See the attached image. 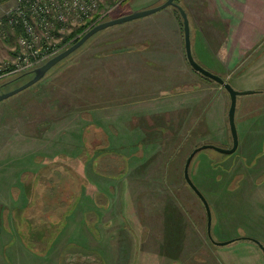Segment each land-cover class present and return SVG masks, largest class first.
<instances>
[{
	"label": "rangeland",
	"instance_id": "obj_1",
	"mask_svg": "<svg viewBox=\"0 0 264 264\" xmlns=\"http://www.w3.org/2000/svg\"><path fill=\"white\" fill-rule=\"evenodd\" d=\"M97 1L103 11H110L108 17L121 18L157 8L167 0ZM13 3L14 0H6L0 4V18ZM187 14L190 20L191 14ZM190 28L192 52L198 62L196 28L191 21ZM90 30L80 32L79 38ZM68 34L66 31L65 35ZM16 45L17 38L12 31H0V72L14 62ZM161 63H165V75L162 70L160 75L155 73ZM203 64L204 68L214 67L211 61ZM31 75L15 81L16 76L5 71L0 76V84L12 83L2 88L0 95L26 84ZM198 75L186 59L182 17L170 6L95 34L37 84L0 102V264L11 263L9 253L20 259L13 258L11 264H55V253L47 251L52 243L64 247L65 252L88 250L89 239L77 232L83 221L89 228L90 214H85L89 206L83 205L81 199H91L96 203H90L91 206L107 210L105 213L115 218L112 225L117 228L95 245L98 251L88 250L93 256L79 259L76 256L73 264H100L97 256L103 250L108 264L111 261L114 264H170L166 260L170 252L163 244L167 239L163 234L166 222L163 218L170 208V217H176L175 211H181V220L185 221L184 234L191 252L187 253V261L182 259L186 261L183 264L196 262L191 255L198 258L196 264H264V251L250 240L264 246V212L256 210L252 195L257 188L248 182L255 179L264 182V173L260 172L264 163L254 170V157L245 155L251 150L264 155V91L238 97V150L231 155L202 150L190 166L193 182L197 187L198 183L203 186L200 187L203 191L198 188L211 207L214 241L235 240L227 246H217L208 237L206 209L187 184L184 169L190 154L202 145L232 147L228 121L230 96L211 80L207 81L219 88L198 93ZM245 81L244 86L256 87L252 79ZM147 83L156 87L169 85L163 86L165 91L168 87L171 90L170 99L165 101L171 116H145L148 108L154 115L148 101L151 90ZM132 85L137 91H127ZM220 94L227 99L224 111L218 100ZM98 110L103 115H97ZM137 111L138 123L134 124L131 115ZM95 119L105 121L99 124ZM126 120L128 123L122 124ZM153 123L155 128L163 126L165 139L143 140L136 150L141 162L146 163L149 158L153 163L150 170L135 171L136 162L127 157L129 165L124 168L125 158L120 156L119 149L122 142L116 136L128 127L145 129ZM123 143H131L128 146L133 148L136 141L129 139ZM97 157L99 163L94 162ZM222 176L227 183L218 181ZM211 186L215 187L216 195L211 193ZM39 189L36 206L33 197ZM26 217L37 227L29 242L27 235L19 233L28 231ZM137 220L140 225H147L143 234L130 228L132 222L137 225ZM3 231L9 245L14 241L13 246L5 247ZM141 242L153 245L156 263L153 259L144 260L146 250H136ZM24 243L28 250L25 262L21 258ZM18 245L21 247H15ZM116 247L120 249L117 252ZM171 254L175 257V261L171 257L172 263L182 264L178 260L181 254Z\"/></svg>",
	"mask_w": 264,
	"mask_h": 264
},
{
	"label": "crops",
	"instance_id": "obj_2",
	"mask_svg": "<svg viewBox=\"0 0 264 264\" xmlns=\"http://www.w3.org/2000/svg\"><path fill=\"white\" fill-rule=\"evenodd\" d=\"M178 4L182 6L186 12H189L191 14L190 21L191 23L193 22V26L196 28L195 45L198 46V48H196V51L198 52V63L202 65V67H205L203 64L204 61L206 63L211 61L214 67L205 68V69H208V71L212 72L213 74L220 76L227 83H230L238 91L254 90L253 91L254 93L258 91L259 92L264 91V0H178ZM174 12H172L171 15L174 16V18H177ZM175 22L177 23V19L175 20ZM208 56L211 57L210 60ZM165 69H166L165 63H161V66L155 69L157 70L155 73L160 75L162 70L163 74L165 75L166 74V72H164ZM201 76L198 75V86L200 87L198 93H202L203 91L209 89L217 90V88H219L209 83L208 81L210 80L206 79V77L204 76L201 77ZM249 78L254 81L256 87L249 88L247 86H244L242 82L245 81L246 79L249 80ZM247 80L245 82H247ZM163 85H166V83ZM163 85L156 87L153 83H147V88L151 90V96L148 101H150V107H153L152 114L154 115H151V109L148 108V111L147 113H145L146 114L145 116L155 117L156 115H160V114H165L164 116H171L169 104L165 102L170 99L171 90L170 87H168L166 89L168 91H165V87L169 85H166L165 87ZM174 86L175 87L177 86L176 88L178 89V85H174ZM127 91L135 92L137 91V87L135 85H132L131 89L128 88ZM174 96L179 98V95L177 96L174 95ZM218 100L221 103L222 108L221 107L220 108L224 111L225 108L224 106L226 105L227 99L225 98L224 95L220 94ZM240 103L243 104L242 101H240ZM98 111L99 113L97 115H101V113L103 115L102 110L101 111L98 110ZM138 114L139 113L137 111L134 112L133 116L131 115V117H134V120L132 121L134 124L138 123L137 119H135V117H138ZM104 121L105 119L104 120L95 119V122L97 123L99 122V124L103 123ZM127 123L128 120H126L122 124L126 125ZM153 126L154 123L153 125L146 126L145 129L139 128V126L138 127L132 126L130 128L128 127L126 130L121 132V135L118 134L116 136L118 139L120 138L122 142L121 144L122 146L119 149H121L120 156L125 158V161L122 162L124 163V168L126 167V165H129L128 163L129 161L128 160L126 161V157H127L129 160H133L134 162H136L135 163L136 165L134 166L135 171L140 170V172H142V170H146V171L150 170L149 168L152 166L151 164L153 163H150L149 158L148 161L147 159L144 161L146 163L141 162V158L136 157L138 153V151L136 150L138 148V143L143 142V140L148 141L149 139H154V140L158 139L159 142L165 139L162 136L164 135L163 126H158L156 128ZM262 136L264 138V134H262ZM129 139L136 141V143L133 144L134 145L133 148L128 146L131 145L132 142L127 144L123 143V140H129ZM152 144L153 146L156 145L154 143ZM159 148L161 150H164L160 146ZM259 152L260 151L252 153V150L249 152H245L246 156L254 157L253 159L256 163L255 165H253L254 170L259 169V167L264 163V155L260 156ZM72 155H74L73 152ZM36 157L37 156H35L34 158L36 159ZM94 162H96V160ZM36 163L40 164L38 161H36ZM260 170H261L260 171L261 174L264 173L263 165L262 168H260ZM219 180L221 181V184H224V182L227 183V180L223 179V176L221 179L218 177V181ZM248 182L253 187L257 188L255 195L252 196L254 197L257 205V207H255L256 210L260 213H263L264 212V182H262V180L260 182H257L256 179L250 180ZM198 187L200 188L203 186H201V184L198 183ZM211 193L216 195L217 191L215 190V187H213ZM39 196H40V189L38 193H36L35 199L38 200ZM81 202H83V205L86 204L89 206L87 208L88 209L87 212L85 213V214H90L89 228L87 226L88 224L85 223V221H83L77 232L83 234L84 237L89 239L88 250L98 251L96 250L95 245L103 242L105 240L104 237H107L110 234H112L111 230L116 226V225L115 226L112 225L113 220H115V218L113 219L111 215L105 213L107 212V210L99 208L97 205L95 207L91 206L90 203H93L91 199L89 201H83L81 199ZM95 204L96 203H93V205ZM180 204L181 203H178L179 207ZM172 209L180 210V208L179 209L172 208ZM170 210L171 208L167 212L169 214L165 213V216L163 218L166 221L163 227V234L165 235V238L167 236V239H164L163 244L165 250L167 252H170V254L166 256V260H169L170 264H174V262L172 263V259L175 261V257L171 253L174 254L177 252L181 254L182 257L178 260L182 261L181 263L183 264L184 262L187 261V253L191 252L188 247L189 245L187 242V237L184 234L185 221L181 220L182 219L181 211L178 212L175 211L176 217L175 216L170 217L171 214ZM12 211L13 209L9 211V213H11ZM171 219L173 221H171ZM93 222H96L95 228ZM137 222L138 223L136 226L133 225L132 222L131 223L132 226H130V228L132 231L134 230L135 233L137 234L140 233L139 230H141L143 234L145 231L144 229L147 228V225L146 224L140 225L139 220H137ZM119 229L123 230L124 228L119 227ZM5 231L1 233V236L4 238V241L6 243L5 247L13 246L14 241H12L9 245V242H7V239H5L7 238ZM11 234L13 233H10V235ZM21 245H23V247H21L20 245L15 247L20 246L23 249L21 253V258H23L25 262V259L28 254L27 253L28 250L25 243ZM152 246L153 245L151 244L143 245V242H141L138 244V246H136V250L139 251L140 248H142L143 251L146 250L148 254L146 256V259L144 260L150 261L153 259L152 262L156 263L158 259L154 257L155 249L152 251L153 249L151 248ZM117 248L119 249V247L115 248L116 252L120 250V249L117 250ZM128 248L130 249V251H133V247L128 246ZM194 248L197 249V247ZM48 249L49 250L47 251L49 253H55L54 256L55 264H73L76 260V259L74 260V257L76 258V256L77 259H79L82 256H88V257L93 256L92 254L91 255L89 254L90 252L88 250H77V251L67 250L65 252L64 247H60L58 244H53V243L49 245ZM103 251L102 254L100 253V256L99 255L97 256L98 253L94 254V256L98 257L99 259L98 261L100 264H108L107 256L103 254ZM196 253H198V251L195 252V255H197ZM9 255L12 258V260H10L11 263L13 261V258L14 260L17 259L18 261H20L17 255H15L14 257V253H9ZM47 257H49V255H47ZM171 257L173 258L171 259ZM184 258L186 259V261L182 260ZM190 258H194V261H196L194 264L197 263L198 258H196L194 255H191ZM260 260L261 258H258V261ZM111 264L114 263L111 261Z\"/></svg>",
	"mask_w": 264,
	"mask_h": 264
},
{
	"label": "built area",
	"instance_id": "obj_3",
	"mask_svg": "<svg viewBox=\"0 0 264 264\" xmlns=\"http://www.w3.org/2000/svg\"><path fill=\"white\" fill-rule=\"evenodd\" d=\"M109 13L97 0H14L0 18V31L17 38L14 62L5 71L23 74L45 64Z\"/></svg>",
	"mask_w": 264,
	"mask_h": 264
},
{
	"label": "water",
	"instance_id": "obj_4",
	"mask_svg": "<svg viewBox=\"0 0 264 264\" xmlns=\"http://www.w3.org/2000/svg\"><path fill=\"white\" fill-rule=\"evenodd\" d=\"M174 7L176 8L183 20V28H184V38H185V52H186V58L187 61L190 65V67L196 72L199 73L200 75L218 83L221 85L229 94L230 96V108L228 112V121H229V127H230V132L233 140V145L231 148L226 149V148H220L214 145H202L196 149L190 154L189 158L187 159L185 169H184V177L189 185V187L194 191V193L198 196V198L201 200L203 203L206 213H207V218H208V224H207V232H208V237L209 239L217 246H227L229 244L234 243L235 240L227 241V242H216L213 239L212 236V211L210 204L204 194L200 191V189L195 185L193 182L191 176H190V166L191 163L194 159V157L201 152L202 150L206 149H212L215 150L219 153L226 154V155H231L234 154L239 147V136H238V131H237V126H236V111H237V103H238V97L243 96V95H249V94H254L253 91H238L236 90L230 83H227L223 78L220 76L213 74L212 72L208 71L204 67H202L194 58L193 52H192V40H191V28H190V20L188 17L187 12L185 9L180 6L178 3H176V0H167L163 5L154 8V9H149V10H143L139 12L132 13L130 15L121 17V18H112L110 20H107L105 22H102L98 24L97 26L93 27L88 33H86L81 39L75 43L73 46L68 48L67 50L63 51L56 57L52 58L51 60L47 61L45 64L39 66L33 71L34 77L29 80L26 84L22 85L21 87L0 95V102L7 100L24 90L32 87L33 85L37 84L39 81H41L45 75L52 69L54 68L57 64H59L61 61L69 57L72 53H74L76 50H78L81 46H83L91 37H93L95 34L104 31L108 28L124 24L127 22L139 20L148 16H151L159 11H162L168 7ZM254 243L258 244L259 247L264 251V246L260 244L256 240H252Z\"/></svg>",
	"mask_w": 264,
	"mask_h": 264
},
{
	"label": "trees",
	"instance_id": "obj_5",
	"mask_svg": "<svg viewBox=\"0 0 264 264\" xmlns=\"http://www.w3.org/2000/svg\"><path fill=\"white\" fill-rule=\"evenodd\" d=\"M4 1H6V0H0V4L3 3ZM177 1H178V0H176V2H177ZM178 12H179V11H178ZM107 18H108V20L112 19V18H110V17H107ZM105 19H106V18H105ZM105 19H104V20H105ZM104 20L101 21L100 23L105 22ZM100 23H99V24H100ZM92 28H93V27H92ZM85 29H87V28H84V29L81 30L80 32H84ZM80 32H79V34H80ZM80 39H81V38L76 39V40L72 43L71 46H73L75 43H77ZM4 73H5V72L1 71V72H0V76H3ZM29 74H33V70L28 71V72L23 73V74H17V75L13 74V76H16V77H15V78H16L15 81H19V80H22V78L24 79V77L26 78V76L29 75ZM197 74H198V73H197ZM33 77H34V74H33V76L31 75V77H29L28 80L32 79ZM206 79H208V78H206ZM208 80H210V79H208ZM211 81H212V80H211ZM213 82H214V81H213ZM10 83H12V82L10 81V82H7V83H1V84H0V91L2 90V88H4L5 86L9 85ZM98 158H99V157H97V159H96V163H99V159H98ZM33 198H34V199H33V203L37 206V200L35 199V195H34ZM38 205H40L39 202H38ZM35 208L37 209V207H35ZM25 226H26L27 229H28V231H27L28 234H27L26 232H24V231H21V232H19V233H20L21 235H22V234H23V235H27L28 242H29V240L31 239L30 237H33V234L35 233L37 227H36V225L33 224L32 219H28L27 217L25 218ZM24 242H26V241L24 240ZM26 244H27V242H26Z\"/></svg>",
	"mask_w": 264,
	"mask_h": 264
},
{
	"label": "bare ground",
	"instance_id": "obj_6",
	"mask_svg": "<svg viewBox=\"0 0 264 264\" xmlns=\"http://www.w3.org/2000/svg\"><path fill=\"white\" fill-rule=\"evenodd\" d=\"M92 29V28H91Z\"/></svg>",
	"mask_w": 264,
	"mask_h": 264
}]
</instances>
